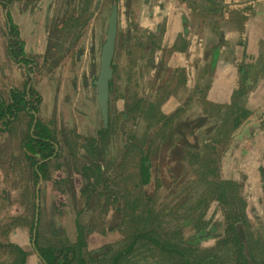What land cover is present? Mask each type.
I'll list each match as a JSON object with an SVG mask.
<instances>
[{"label":"rangeland","instance_id":"rangeland-1","mask_svg":"<svg viewBox=\"0 0 264 264\" xmlns=\"http://www.w3.org/2000/svg\"><path fill=\"white\" fill-rule=\"evenodd\" d=\"M79 1L36 4L15 0L11 9L25 50L36 63L30 72L40 95L37 118L49 126L63 154L51 163L49 175L39 184L23 151L31 116L18 113L10 128L0 122V264L39 263L33 244L37 213V250L75 247L78 221L84 227L81 252L88 264H111L121 245L130 243L132 235L146 225L185 250L188 246L181 241L189 240L205 225L208 233L201 235L197 248H212L227 226L226 208L211 200L214 185H209L213 181L208 178L213 176L233 187L228 191L227 209L236 207L233 199L246 207L254 249L261 253L264 0H85L84 16ZM115 2L119 23L110 113L113 146L107 150L114 153V164L104 167L103 177L98 171L96 178L89 167L88 147L91 137L103 129V122L94 80ZM4 9L0 5L3 55L8 38ZM70 17L78 23L63 28L62 22ZM2 66L0 97L8 101L12 90L25 92L30 79L24 63L7 59ZM200 116L207 121L195 130V139L186 142L187 152L179 162L182 173L174 174L166 163V176L154 178L143 191L140 159L147 156L155 168H162L158 160L170 159L175 147L183 146L186 128H194L190 120ZM237 118L241 122L233 126ZM146 146L150 147L148 153L143 149ZM87 176L104 185L101 199L89 198L90 188L83 192L89 183ZM111 187L116 191L114 199L108 194L104 197ZM204 198L210 203L206 211L198 213L196 203ZM134 201L143 205L140 213L131 211ZM119 210L128 215L113 222ZM195 216L197 220L191 222ZM132 217H138L139 224ZM111 228L119 232L111 235ZM115 240L118 242L112 245ZM154 245L145 243L124 257L122 264H162L169 256L159 247L154 251ZM106 250L108 257L104 254L101 259L100 252Z\"/></svg>","mask_w":264,"mask_h":264},{"label":"trees","instance_id":"trees-1","mask_svg":"<svg viewBox=\"0 0 264 264\" xmlns=\"http://www.w3.org/2000/svg\"><path fill=\"white\" fill-rule=\"evenodd\" d=\"M216 60V59H215ZM213 63V67H214ZM242 88V87H241ZM13 100L15 101L14 108L16 110V114H14L15 118L18 113L25 111L28 109L32 110L34 104L40 101V96L37 92L33 91L31 94V98L28 100L25 99V95H20L18 92H12ZM0 100L1 110H0V119L5 118L7 123H9V119L6 117V111L3 109V103ZM31 107V108H30ZM246 117V113L240 118ZM238 119V118H237ZM240 119L236 120L233 126H237L241 121ZM196 124V123H192ZM189 128H186L185 138L186 142L190 141L188 138L195 139L190 135ZM37 137V138H36ZM191 139V140H192ZM56 140L51 135V130L46 127L40 121L37 122L34 133L29 135L28 138L24 141L23 151L26 154L27 159L31 163V167L34 168V174L37 176V180L40 182V174L45 178V169L46 163L44 160L49 157H53L56 151ZM100 169V168H99ZM151 164L150 160L147 156L143 158L142 161V171L141 175L143 178V184L149 185L152 181V172H151ZM99 171V170H98ZM88 182H90L89 176L86 177ZM102 178V177H101ZM214 186L210 188V193L213 195L211 200H217L216 202L219 205H222L226 208V218H227V226L224 229V234L221 235L216 245L212 248H200L198 243L202 240L201 235L207 234L206 226H202L197 229V234L191 237L189 240L181 241L182 244L187 245L188 248L185 250L174 243V240L167 238L165 236L158 235L153 226L146 227L145 229H139L136 233L132 235L131 242L127 245L131 252L135 250L141 249L145 244L143 242H153L157 244L161 252L167 254L169 258H164L160 261L162 264H166L168 261L171 264H264V247L262 248V252L259 253L258 250L254 249L255 240L251 235V223L248 218V214L246 211V207L242 206V201L239 199H233L232 209H227L230 205V197L228 194L231 183L227 182H211ZM90 183L84 186L83 192L89 191ZM107 195V192H104V197ZM97 199L102 198V194H97ZM92 197L91 193L89 198ZM148 199V198H147ZM149 200V199H148ZM210 200L202 199L198 203H196V211L198 213H203L206 211ZM92 199L89 200V204H92ZM135 204L132 205L131 211L133 213H140L142 206L138 201H134ZM109 205V202L107 203ZM130 209V208H129ZM240 211L241 214L237 212ZM122 211V210H119ZM198 216L193 217L190 221L195 222ZM138 224V217H132ZM115 222V221H113ZM76 228L78 231L77 243L74 246H69L66 248L60 249H42L40 248V253L43 258L48 262V264H71L74 260H78L81 264H85L88 258H85L83 253V247L85 246V233L84 227L80 225V223L76 222ZM80 250H79V249ZM139 251V250H138ZM130 252V253H131ZM226 252V253H225ZM128 253V254H130ZM117 255H123L122 252L119 251ZM124 258V257H123ZM119 259L112 260L111 264H118ZM122 262V261H121ZM122 264V263H121Z\"/></svg>","mask_w":264,"mask_h":264},{"label":"flooded vegetation","instance_id":"flooded-vegetation-1","mask_svg":"<svg viewBox=\"0 0 264 264\" xmlns=\"http://www.w3.org/2000/svg\"><path fill=\"white\" fill-rule=\"evenodd\" d=\"M34 3H38V2H42L43 0H33ZM15 2V0H0V5L4 6L5 7V24H6V27H7V35H8V38H7V44H6V41L4 43V46L6 47L7 46V50L5 51L4 55L0 52V73H2V69H3V66H2V61L3 60H6L8 59V61H12L13 63L15 64H26V67H27V75L29 76V83L27 84L26 88H25V92H21V91H18V90H12L11 93H10V98L8 101H6L5 99H3V97H0V100L1 103H3V109L4 111H6V117L9 119V123H7V120H5V118H1L0 119V122H1V125L3 126H6L7 128H10V126L14 123L13 121L16 120L14 114H16V110L14 108V105L16 104L15 101L13 100V97H12V92H18L20 95H25V99L27 98L28 100L31 98V94H33V91L37 92L38 95H39V92L33 87V81L35 79V76L34 74H32L30 72V69H32L34 67V65L36 64L35 63V60L29 55L27 54L26 50H25V44H24V40L22 39V33H21V30L18 28L17 24L14 22V15H13V11L11 10L12 7H13V3ZM84 3H85V0H80L78 2V4L81 5L82 9L80 11V14L82 16H84V13H83V10H85V7H84ZM55 4H53L54 6ZM114 5H117L118 7V4L115 2L113 4ZM119 8V7H118ZM80 8L76 9V10H79ZM113 9V7H112ZM12 13H11V11ZM112 13V12H111ZM70 21H68L67 23L65 22H62V25H63V28H65V25L67 26V28L69 26H72L74 27L77 23H78V20L75 19L74 17H70ZM118 23H119V10H118ZM108 26H109V23H108ZM108 32V30H107ZM117 34H118V29H117ZM107 39V37H106ZM106 41V40H105ZM116 41H117V36H116ZM105 43V42H104ZM104 45V44H103ZM103 47V46H102ZM102 50V49H101ZM115 55H116V43H115V52H114V55H113V59H112V66L114 68V74H115V66H114V59H115ZM100 56H101V53H100ZM99 67H100V57H99ZM101 68V67H100ZM100 68H99V72H100ZM99 72H98V75H97V78L94 80V87L97 89V87L95 86V81H97L98 79V76H99ZM114 78V76H113ZM208 91V89H207ZM209 92V91H208ZM112 95H113V79L111 80V87H110V96H109V101H108V122H107V126L104 125L103 123V129L99 131V135H95L94 137H91V139L89 140V149L91 150L90 152V168H93L94 170L92 171L91 174H94V176L97 178L98 174V170L101 174V176L103 177L105 174V169L104 167L106 165H110L111 164H114V153L112 151H107L108 149L112 148L113 145H111V142H110V128H111V123H112V115L110 114L112 111H111V103H112ZM40 96V95H39ZM208 96V94H207ZM208 99V97H207ZM37 103H40L37 102ZM37 103L34 104V107H32V110L28 109L25 110L24 112L28 113L30 116H31V130H30V133L29 135H32L34 133V130H35V127L37 125V122H39L40 120H38L37 118ZM98 103V101H97ZM99 106V104H98ZM139 105H136V107H138ZM0 108H1V105H0ZM31 108V107H30ZM2 109V108H1ZM0 109V110H1ZM100 109V107H99ZM23 112V111H22ZM100 113H101V110H100ZM125 114L127 113V111L124 112ZM101 118H102V115H101ZM207 121V118H202V116L198 117V118H194V119H191L190 120V123H196L195 125L193 124L194 128L193 129H188L190 131V135H192V137L195 136V130L199 127L201 128L202 126H204L205 123H203L204 121ZM205 121V122H206ZM102 122H103V119H102ZM42 123V122H41ZM45 125V124H44ZM46 127L49 128V126L45 125ZM5 128V127H4ZM5 128V129H7ZM50 130V128H49ZM207 130V129H206ZM51 135H52V131H51ZM52 137L54 138V136L52 135ZM37 138V137H36ZM104 138V143L102 145V139ZM195 138V137H194ZM198 137L196 136V139ZM26 139H24L25 141ZM187 140V139H186ZM185 143L183 144V146H176L175 149L173 150V154L172 157L170 159H166V158H161L158 160V162L160 164H162V168H155V164L153 163V161L148 157V159L150 160V164H151V172H152V181L149 183V185L153 182L154 178H158V177H165L166 176V171L164 170V165L167 163L168 164V168H174L172 169V172L174 174H179V173H182V169L181 167H179V162L181 161V158L182 156L185 154V152H187V148H186V141H184ZM57 144V147H56V151H58V153L53 156V157H49L48 159L44 160V163H46V169H45V178H47V176L49 175V171L50 169L52 168V165L51 163L52 162H55L58 157L63 154L62 150H61V147L58 146L59 144ZM190 144H194L193 143H190ZM144 152L145 153H148L149 152V148H144ZM188 155V153H187ZM145 157V156H144ZM143 157V158H144ZM143 158L142 160L140 159V171H139V175H140V185L141 187H143V191H144V187H146L147 185H144L143 184V178H142V175H141V171H142V161H143ZM156 159H157V156H156ZM125 160V156L124 158H122V160L120 162H123ZM119 165V163L116 165V167ZM214 164L212 165V168H213ZM100 168V169H99ZM41 178H40V182L39 184L43 181L44 177L42 174H40ZM210 181H214L216 182L217 180H215V177H211V178H208ZM207 180V181H209ZM204 181V180H203ZM206 181V180H205ZM206 181V182H207ZM90 183V193L92 195V199L95 200L98 196L97 194H100V191H101V188H105L104 185H101L100 183H98V185L96 184V180H94L93 177H91V181L89 182ZM209 185H213L211 182L209 183ZM39 187V185H38ZM107 194L110 198L114 199L116 198V191L113 189V187L110 188V190L108 191L107 189ZM38 198H39V191H38ZM37 198V199H38ZM36 210L38 212L39 210V204L37 205L36 207ZM128 213L127 212H124V211H118L115 215H113L112 219L113 221H115L116 223L117 222H120L121 220H123L124 217H127ZM37 216V215H36ZM50 220L51 218L48 217ZM35 224H36V220H35ZM38 224H39V215H38V221H37V227L35 228V225L33 227V233H34V248H35V251H36V257L38 259V264H48V262L43 258V256L41 255L40 251L41 250H37V245H36V239L38 237ZM53 225V222L50 221V228L52 227ZM146 227H150V225H146L145 227H142V228H146ZM141 228V229H142ZM36 229V235H35V232L34 230ZM119 232V229H113L111 228L110 230V234L112 235L113 232ZM138 231V230H137ZM155 231L157 232V230L155 229ZM60 232V231H59ZM58 234V232H56ZM158 233V232H157ZM118 242V240H115L114 242H112V245L116 244ZM144 244L147 243V242H143ZM127 244H129L128 242L126 244H122L121 246L122 249L120 252L123 253V255H113L111 257V260H114V258L116 259H119L118 264H121L123 261V257H126L128 255V253H130L131 251L129 250V247L127 246ZM124 245L126 246L125 249H124ZM120 246V247H121ZM155 250L157 249L158 245L155 244ZM114 247V246H113ZM49 248H53L52 250L54 249H60V248H57V247H47L45 249H49ZM66 248V247H64ZM110 249V248H109ZM101 251V250H100ZM106 255V257H108L109 255V251L106 250V252H100L99 256L100 258H104L103 255ZM75 261V260H74ZM112 263V262H111ZM78 264H81V262H78ZM85 264H88V260L87 262H85Z\"/></svg>","mask_w":264,"mask_h":264},{"label":"water","instance_id":"water-1","mask_svg":"<svg viewBox=\"0 0 264 264\" xmlns=\"http://www.w3.org/2000/svg\"><path fill=\"white\" fill-rule=\"evenodd\" d=\"M118 29V7L113 6L112 13L109 18V26L107 32V39L102 47L100 56V72L95 86L97 87V101L101 110L103 123L107 126L108 122V101L110 96L111 80L114 76V68L112 66V59L115 52V43ZM39 198L37 199V205ZM38 213L36 216L37 227ZM36 235V229L34 230Z\"/></svg>","mask_w":264,"mask_h":264}]
</instances>
